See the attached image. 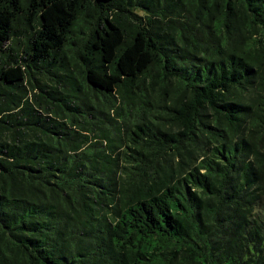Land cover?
Returning <instances> with one entry per match:
<instances>
[{"label":"trees","instance_id":"obj_1","mask_svg":"<svg viewBox=\"0 0 264 264\" xmlns=\"http://www.w3.org/2000/svg\"><path fill=\"white\" fill-rule=\"evenodd\" d=\"M0 264H264V0H0Z\"/></svg>","mask_w":264,"mask_h":264}]
</instances>
